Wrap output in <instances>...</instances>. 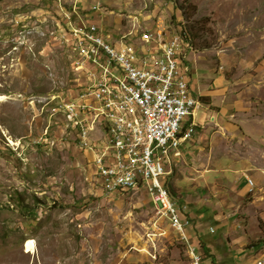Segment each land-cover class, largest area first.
<instances>
[{
    "label": "rangeland",
    "instance_id": "obj_1",
    "mask_svg": "<svg viewBox=\"0 0 264 264\" xmlns=\"http://www.w3.org/2000/svg\"><path fill=\"white\" fill-rule=\"evenodd\" d=\"M71 1L0 0V264H189L185 242L144 190L102 193L91 152L78 148L54 112L78 91L75 54L63 35ZM82 3L85 19L113 43L126 36L139 46L146 30L160 27L171 37L187 29L200 67L224 74L225 96L264 107V0ZM96 3L100 11L92 9ZM163 178L188 209L190 239L204 264H249L261 256L264 242L242 248L226 239L243 231L240 220L219 222L206 203L199 208L203 182L182 178L172 188L171 177Z\"/></svg>",
    "mask_w": 264,
    "mask_h": 264
},
{
    "label": "built area",
    "instance_id": "obj_2",
    "mask_svg": "<svg viewBox=\"0 0 264 264\" xmlns=\"http://www.w3.org/2000/svg\"><path fill=\"white\" fill-rule=\"evenodd\" d=\"M83 4L73 0L63 12L78 91L58 102L54 112L64 116L78 148L91 152L102 193L144 190L185 242L189 264H204L190 239L188 209L163 178L172 173L181 144L202 126L195 121L202 102L190 86L192 39L181 33L167 37L159 27L142 32L139 46L126 36L113 43L99 24L85 19L89 9ZM100 7L96 3L92 9ZM248 184L253 191L251 178Z\"/></svg>",
    "mask_w": 264,
    "mask_h": 264
},
{
    "label": "crops",
    "instance_id": "obj_3",
    "mask_svg": "<svg viewBox=\"0 0 264 264\" xmlns=\"http://www.w3.org/2000/svg\"><path fill=\"white\" fill-rule=\"evenodd\" d=\"M190 59L191 89L200 99L204 97L195 117L202 126L181 144V154L173 158L171 186L175 188L182 178L203 182L198 186L206 194L196 197L201 202L199 208L206 203L211 218L219 222L240 220L243 231L238 237L225 236L226 239L244 245L242 248L255 247L264 242V107L260 110L246 96H225L221 89L224 74L200 67L202 61L197 53L193 52ZM248 178L255 183L253 191H249ZM191 211L193 214L196 210ZM255 222L256 226H252ZM261 261L264 264V252L251 263Z\"/></svg>",
    "mask_w": 264,
    "mask_h": 264
},
{
    "label": "trees",
    "instance_id": "obj_4",
    "mask_svg": "<svg viewBox=\"0 0 264 264\" xmlns=\"http://www.w3.org/2000/svg\"><path fill=\"white\" fill-rule=\"evenodd\" d=\"M182 35H185V34H188L190 36V33L187 31V29L185 28H182L180 31H179ZM201 99H204V97H202ZM200 99V100H201ZM202 101V100H201ZM23 208L26 209L23 214L25 213H28V214H31L32 215V219L37 217V214L35 213V210L31 209L28 205H23Z\"/></svg>",
    "mask_w": 264,
    "mask_h": 264
},
{
    "label": "bare ground",
    "instance_id": "obj_5",
    "mask_svg": "<svg viewBox=\"0 0 264 264\" xmlns=\"http://www.w3.org/2000/svg\"><path fill=\"white\" fill-rule=\"evenodd\" d=\"M26 248L27 251H30L34 248V242L32 241V239H28V241L26 242Z\"/></svg>",
    "mask_w": 264,
    "mask_h": 264
}]
</instances>
